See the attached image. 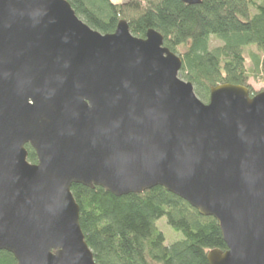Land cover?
Wrapping results in <instances>:
<instances>
[{"label":"water","instance_id":"95a60500","mask_svg":"<svg viewBox=\"0 0 264 264\" xmlns=\"http://www.w3.org/2000/svg\"><path fill=\"white\" fill-rule=\"evenodd\" d=\"M180 70L153 30L101 35L64 0H0V252L96 264L71 187H160L217 222L208 264H264V92L221 85L204 104Z\"/></svg>","mask_w":264,"mask_h":264},{"label":"trees","instance_id":"16d2710c","mask_svg":"<svg viewBox=\"0 0 264 264\" xmlns=\"http://www.w3.org/2000/svg\"><path fill=\"white\" fill-rule=\"evenodd\" d=\"M76 17L101 35L113 34L119 21L131 35L144 39L153 30L163 47L181 60L179 79L193 86L208 103L210 90L221 85H248L244 50L254 47L253 72L264 78V0H200L188 6L178 0H64ZM219 46L211 48V40ZM182 49V51L180 50ZM180 50V51H179ZM256 95V94H255ZM27 161L36 163L26 146ZM79 225L96 264H208L209 252L226 251L217 222L201 217L186 202L157 187L140 195L114 197L101 188L73 185ZM164 219L182 237L170 246L156 227ZM0 264H16L0 252Z\"/></svg>","mask_w":264,"mask_h":264},{"label":"rangeland","instance_id":"374dc122","mask_svg":"<svg viewBox=\"0 0 264 264\" xmlns=\"http://www.w3.org/2000/svg\"><path fill=\"white\" fill-rule=\"evenodd\" d=\"M255 2H260L261 0H253ZM116 3L122 2V0H114ZM219 42L215 40H211L210 47L214 48L219 46ZM182 51V49H180ZM179 50V51H180ZM251 55H257L260 59L263 57L254 47H248L244 50L245 57V66L247 70L250 72V79L248 81L249 87L252 89L254 95L264 92V78L260 72H253V63L251 60ZM263 61V58L261 59ZM253 95V96H254ZM156 227L159 232H161L165 238V245L170 246L171 244L180 241L182 239L179 233L174 232L172 229L168 227L164 219H160L156 222Z\"/></svg>","mask_w":264,"mask_h":264}]
</instances>
